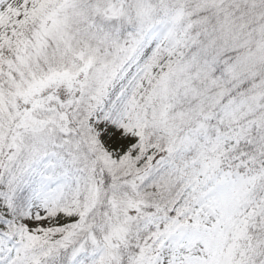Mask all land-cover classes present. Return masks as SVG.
<instances>
[{"label": "snow or ice", "instance_id": "obj_1", "mask_svg": "<svg viewBox=\"0 0 264 264\" xmlns=\"http://www.w3.org/2000/svg\"><path fill=\"white\" fill-rule=\"evenodd\" d=\"M0 264H264V0H0Z\"/></svg>", "mask_w": 264, "mask_h": 264}]
</instances>
